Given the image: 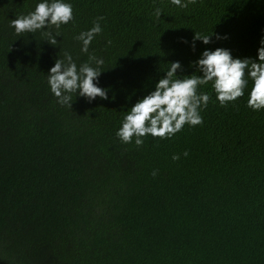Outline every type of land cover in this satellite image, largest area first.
I'll use <instances>...</instances> for the list:
<instances>
[{"label":"trees","instance_id":"trees-1","mask_svg":"<svg viewBox=\"0 0 264 264\" xmlns=\"http://www.w3.org/2000/svg\"><path fill=\"white\" fill-rule=\"evenodd\" d=\"M38 2L0 0V264H264V109L247 107L251 81L226 106L211 82L198 87L203 123L171 139L116 136L171 62L184 78L200 75L205 49L256 58L264 0H66L73 21L17 34L11 21ZM98 17L83 53L75 37ZM195 32L214 35L193 49ZM65 52L78 66L103 58L107 100L57 103L47 75Z\"/></svg>","mask_w":264,"mask_h":264},{"label":"clouds","instance_id":"clouds-1","mask_svg":"<svg viewBox=\"0 0 264 264\" xmlns=\"http://www.w3.org/2000/svg\"><path fill=\"white\" fill-rule=\"evenodd\" d=\"M172 3L187 7L182 0H172ZM155 15L161 16L159 9L155 10ZM73 19V6L66 0H39L33 11L16 17L10 26L17 34L33 33L52 26L58 29ZM101 20L103 17H98L90 29L81 31L75 37L81 42V52L88 53L91 42L102 32ZM48 35L51 37L48 42L55 45L57 43L55 37L58 34L53 36L48 32ZM213 35L214 33L207 35L195 32L192 48H195L196 41L208 45ZM215 35L217 40L228 39L226 35L223 37ZM193 63L200 75H184V78H180L177 73L183 70L181 63L171 62L170 68L155 84L154 90L138 100L124 115L116 132L121 142L132 143L134 138L135 145L142 146L144 143L142 138L145 136L171 139L185 124L201 125L203 117L200 112L207 107L210 96L203 91L198 93V87L209 82L215 91L216 100L221 106H226L229 102H235L242 97L251 81L247 107L253 111L264 109V35L259 40L256 58H234L229 49L216 48L205 49L200 58ZM103 64V58L90 55L89 62L78 66L71 54L65 52L64 59L58 58L47 75L50 91L58 98L57 103L72 107V93H77L89 102L97 97L107 100L108 90L99 86ZM183 155L187 156L188 152L185 151ZM179 158L178 155L172 157L173 160ZM153 175H156L155 171Z\"/></svg>","mask_w":264,"mask_h":264}]
</instances>
